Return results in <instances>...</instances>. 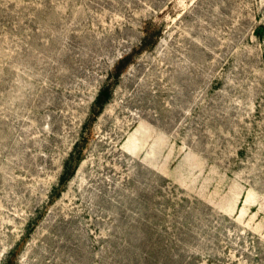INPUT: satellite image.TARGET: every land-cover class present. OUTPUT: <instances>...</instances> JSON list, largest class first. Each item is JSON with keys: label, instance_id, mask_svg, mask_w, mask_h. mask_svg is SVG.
I'll return each instance as SVG.
<instances>
[{"label": "rangeland", "instance_id": "1", "mask_svg": "<svg viewBox=\"0 0 264 264\" xmlns=\"http://www.w3.org/2000/svg\"><path fill=\"white\" fill-rule=\"evenodd\" d=\"M0 264H264V0H0Z\"/></svg>", "mask_w": 264, "mask_h": 264}, {"label": "trees", "instance_id": "2", "mask_svg": "<svg viewBox=\"0 0 264 264\" xmlns=\"http://www.w3.org/2000/svg\"><path fill=\"white\" fill-rule=\"evenodd\" d=\"M127 59L128 56H122L119 61V64L127 61ZM109 94H110L109 87L108 86L103 87L97 96V102L99 104L103 103L108 98Z\"/></svg>", "mask_w": 264, "mask_h": 264}]
</instances>
